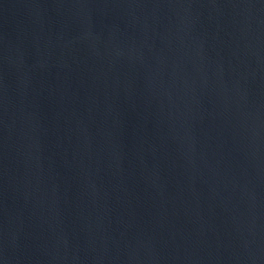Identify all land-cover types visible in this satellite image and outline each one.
<instances>
[{
  "label": "water",
  "instance_id": "95a60500",
  "mask_svg": "<svg viewBox=\"0 0 264 264\" xmlns=\"http://www.w3.org/2000/svg\"><path fill=\"white\" fill-rule=\"evenodd\" d=\"M0 264H264V0H0Z\"/></svg>",
  "mask_w": 264,
  "mask_h": 264
}]
</instances>
